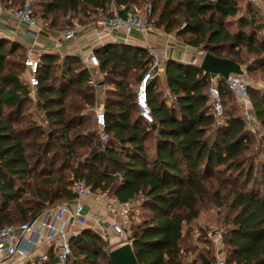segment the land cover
I'll list each match as a JSON object with an SVG mask.
<instances>
[{
	"label": "trees",
	"instance_id": "obj_1",
	"mask_svg": "<svg viewBox=\"0 0 264 264\" xmlns=\"http://www.w3.org/2000/svg\"><path fill=\"white\" fill-rule=\"evenodd\" d=\"M35 1L50 28L68 16L108 15L113 5L147 1L148 18L154 16L158 28L191 47L241 66L243 50L264 55V25L254 14L238 16V0ZM34 15L38 17L35 9ZM21 49L0 41V228L31 221L47 208L70 202L72 180L85 179L93 191L107 192L121 202L141 201L148 209L141 223L129 230L138 264H191L184 257L189 250L181 246L183 228L199 217V205L216 199L219 189L229 185L235 214L224 238L225 262L264 264V161L261 177H256V166L246 155L249 133L234 107L224 109L223 98L234 97L221 77L217 84L223 116L217 120L210 111V75L198 65L167 60L163 77L171 100L160 98L156 84L147 89L155 129L139 115L135 91L121 81L112 82L114 98L106 97L103 105L108 140L92 144L84 133L89 123L83 111L95 105L98 89L88 85L90 75L82 62L66 57L58 63L54 55L40 59L34 106L47 120L49 135L37 119L23 117L30 89L20 80L25 53L18 54ZM94 54L105 76L123 77L139 69L142 73L150 62L146 48L126 44L100 46ZM55 69H60L58 76ZM248 97L264 141V94L249 89ZM82 147L88 148L83 161L78 155ZM52 148L56 150L49 156ZM60 156L75 162L71 180L55 166ZM214 183L218 188L211 192ZM102 244L98 233L82 230L70 237L69 259L112 264ZM199 259L200 264L215 261L203 254ZM55 263L50 253L48 262L36 264Z\"/></svg>",
	"mask_w": 264,
	"mask_h": 264
},
{
	"label": "built area",
	"instance_id": "obj_2",
	"mask_svg": "<svg viewBox=\"0 0 264 264\" xmlns=\"http://www.w3.org/2000/svg\"><path fill=\"white\" fill-rule=\"evenodd\" d=\"M4 11V7L0 5V14ZM7 11L18 21L28 26L30 34L33 37H37V35L45 31L38 18L34 15L32 0H22L19 6L10 8ZM97 26L106 28L108 32H123L127 38L133 34L145 37L158 31V27L154 22L148 16H144L136 4L115 7L110 10L108 15H100L97 19ZM183 26L184 24L181 28ZM78 27V23L73 22V26L58 31L59 39L63 41L75 40ZM171 47L169 45L165 49L168 50ZM146 50L150 62L141 73L136 86L134 100L141 118L147 124H152L153 118L148 106L147 89L149 85H154L156 80L162 76L165 63L169 59L164 52L159 51L156 47L147 46ZM39 62L40 56L33 48H27L24 53V70L20 80L29 87V96L34 101L36 99L35 88L38 85ZM83 65L90 75L87 81L88 85L95 89L102 87L101 81L95 77V74H100V71L99 61L94 51L88 52L87 56L83 59ZM216 77L219 76H210L208 96L211 102L210 111L217 120H220L223 116V106L218 84L215 81ZM224 81L232 96L243 108L242 118L246 130L249 133L257 134L258 124L252 113L244 74H230ZM36 117L38 124L44 130L47 129L48 122L43 113L38 111ZM93 122L99 142L105 144L108 140V133L105 129L106 123L102 102L95 103L94 105ZM69 188L74 195L70 202L47 208L31 221L23 222L19 225H6L0 228V264L13 257L30 261L31 264L48 262L49 254H40L35 258L32 256L33 252L44 242H55V250L52 251L56 260L55 264H65L72 255L70 237L68 236L69 231L66 226L67 224L74 223L84 225L90 219V216L84 212V204L81 201V198L87 197L101 202L106 210L105 214L99 212L93 216V220L101 228V236H106L105 226H108L111 233L121 242L120 244L130 243L128 230L132 202H121L107 192L93 191L85 179L72 180ZM27 233L34 234L36 238H25ZM216 243H220V237L216 239ZM17 264H23V261H18ZM213 264H226V262L222 257H219L215 259Z\"/></svg>",
	"mask_w": 264,
	"mask_h": 264
},
{
	"label": "rangeland",
	"instance_id": "obj_3",
	"mask_svg": "<svg viewBox=\"0 0 264 264\" xmlns=\"http://www.w3.org/2000/svg\"><path fill=\"white\" fill-rule=\"evenodd\" d=\"M33 7L36 11V14L38 18L41 20L40 23L44 27V30L52 29L48 25H46L45 21L41 18V15L39 13V5L35 0H32ZM141 10L142 14L144 16H149V2L147 1H140L139 3H135ZM239 5V15L238 16H246L248 17L249 14H254V16L258 20V24L264 25V0H238ZM115 8V6H111L108 10H112ZM96 17H98L97 14L89 13L83 16L80 15H74V16H68L67 18L61 19L56 26V28H53L57 31L65 30L69 26H73L74 23L78 24H87L90 21L94 20ZM237 17L232 18L231 23L233 24L232 30L235 29V20ZM152 20H155V17H152ZM263 31H260L259 33H262ZM177 40L181 41L180 38H177ZM25 49H21L20 53H24ZM190 52L196 53L198 57V61L200 62L203 54L206 52L204 50L200 49H190ZM242 59L244 60V64H242V67L245 70L244 73V80L247 84L248 90L251 89L253 91H258L262 94H264V55L263 54H248L243 50ZM198 62V64H199ZM248 68V70H246ZM60 72V69H55L54 74L58 76ZM95 74V73H94ZM141 74V70H131L127 73V75L120 77L116 75H109L105 76L102 72L100 74H95V77L98 78L103 86L98 88V94H97V100L96 103L102 102L103 105L105 103L106 97L107 98H114L111 95V92L115 89L114 83L121 81L123 85H126L127 89L134 92L136 90V86L138 83V78ZM22 75V74H21ZM20 75V77H21ZM220 77H216L215 81L218 82V79ZM105 81V82H104ZM162 79L158 78L156 80V86H157V93H161L163 90L162 85ZM162 98H167L168 100H171V96L169 92H165L164 94L161 93ZM35 101L29 97V100L25 102L24 110H23V117L25 120H36V107L34 106ZM223 106L224 109H228L230 106L235 108V113L242 116V106L241 104L235 99L230 98L229 100L227 98H223ZM93 107H87L83 111V114L85 116V121L88 124V127L85 129L84 133L90 136L89 140L92 144H95L96 142H99L97 132L95 130L94 122H93ZM33 122V121H32ZM38 124V120L36 121ZM50 127H47L45 129V132H50ZM258 133L253 134L249 133L250 141L248 145V149L246 150V155L251 159V161L256 166L255 168V175L256 177H261L260 173L258 172L260 170L259 166L264 161V141L261 140V135L263 131L258 128ZM45 138V134L42 137V139ZM56 149L52 148L50 155H53ZM88 152V148L82 147L78 148V155L80 160L83 161L84 157L86 156ZM75 162L74 160L66 159L63 156H60L58 161L56 162L55 166L58 167L61 171V173H64L68 176V180H71L73 177L70 176V166H74ZM225 185V184H224ZM229 185H225L224 187L220 188L219 190V196L214 199H210L208 201L203 202L201 205H199L200 215L197 219L193 220L191 223H189L187 226H184L183 228V237L181 241V246L185 250L186 248L189 250L186 252L185 261L190 262L191 264H200L199 256L201 254L207 255L208 257H213L214 259L222 257L226 262L228 259V247L224 243V238L228 234L229 230L232 228V217L235 214V210L231 208V200L232 196L228 195L227 188ZM250 183L247 186L248 189H250ZM218 186L216 183L212 185L211 192H213L215 189H217ZM148 214V209H146L141 203V201H133L132 202V212L130 217V223H129V230L130 228L136 227L141 223V221L146 217ZM106 227V236H101L102 238V248L105 251H110L119 245H121L120 241L118 239H114V235L111 233L108 226ZM128 230V231H129ZM100 233V232H96ZM112 234V235H109ZM108 236L112 237L109 238ZM220 237V243H216V239ZM220 253H219V252ZM108 264L107 261L98 259L95 263L85 262L82 260H75L73 257L69 259L66 264Z\"/></svg>",
	"mask_w": 264,
	"mask_h": 264
},
{
	"label": "crops",
	"instance_id": "obj_4",
	"mask_svg": "<svg viewBox=\"0 0 264 264\" xmlns=\"http://www.w3.org/2000/svg\"><path fill=\"white\" fill-rule=\"evenodd\" d=\"M18 1L21 0H0V5L5 9V11L0 14V41L15 43L25 50L29 47L33 48L40 56V59L44 55H54L56 56V62L58 63H61L66 57H71L79 59L83 64V59L87 56L89 51H94L96 48L107 44H126L142 48H146L147 46L156 47L159 51L164 52L165 55L168 56V59L183 64L198 65L199 59L197 54L190 52V49H193L194 47L177 40L175 34L167 33L162 28H158V31L155 34L145 37L133 34L131 37L127 38L123 32H108L106 28L97 26V19L100 16H98L94 22L85 25L78 24L79 27L76 39L72 41L60 40L58 37V31L53 28L40 33L37 37H33L30 34L29 27L11 16L7 11L10 8H16L19 5ZM38 20L41 21L39 18ZM169 45L172 47L166 50L165 47ZM160 78L163 81L162 85H164L161 93H167L168 90L166 88L163 74ZM155 84L157 83L155 82ZM155 91L157 92V89H155ZM161 93H159L160 98H162ZM81 201L84 204V212L90 216V219L84 225L75 223L67 224L66 228L69 231V237L77 235L82 230L86 229L100 232L101 228L93 220V216L99 212L105 214V208L101 202L94 201L91 197L81 198ZM98 234L101 236V233ZM30 237L36 238L35 235L31 233L25 235V238ZM108 237L112 238L110 236ZM113 238L115 239L116 237L114 236ZM53 250H55V242H44L35 252H33L32 256L35 258L40 254H50ZM18 261H23V264H31L30 261L22 260V258L18 257L9 258L2 264H17Z\"/></svg>",
	"mask_w": 264,
	"mask_h": 264
},
{
	"label": "water",
	"instance_id": "obj_5",
	"mask_svg": "<svg viewBox=\"0 0 264 264\" xmlns=\"http://www.w3.org/2000/svg\"><path fill=\"white\" fill-rule=\"evenodd\" d=\"M198 67L203 73L209 74L212 77L219 76L223 80H226L230 74L243 75L245 73L244 68L237 62L214 56L210 52L203 54ZM155 127L156 124L152 123L151 128L155 129ZM48 134L50 135V133ZM108 257L112 264H138L131 243L121 244L110 250Z\"/></svg>",
	"mask_w": 264,
	"mask_h": 264
}]
</instances>
